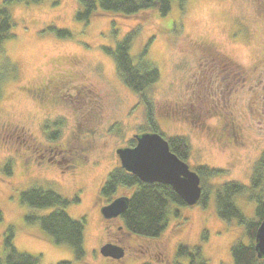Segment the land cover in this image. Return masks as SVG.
<instances>
[{"label": "rangeland", "instance_id": "374dc122", "mask_svg": "<svg viewBox=\"0 0 264 264\" xmlns=\"http://www.w3.org/2000/svg\"><path fill=\"white\" fill-rule=\"evenodd\" d=\"M5 1L0 6L14 25L0 53L8 69L0 84V257L11 229L13 247L40 256L39 264H102L103 225L96 207L129 197L132 190L119 189L103 200L101 186L119 165L115 151L147 132L145 104L118 79L104 48L114 50L135 30L131 58L136 63L145 51L144 59L160 75L148 92L157 129L166 140L176 135L187 140L190 170L208 165L223 171L203 187L212 191L228 182L249 187L264 156V0H173L164 16L148 10L123 17L97 7L88 22L76 18L81 0ZM230 126L237 139L228 142ZM74 156L80 163L68 159ZM6 163L10 174L3 171ZM34 186L55 190L70 201L69 217L86 220L82 260L25 220L52 211L21 204L20 194ZM260 186L257 192L264 194ZM247 194L235 196L236 204L256 219ZM212 198L213 191L204 208H179L176 217L171 205L153 241L125 236L133 246L124 264L148 256L151 244L166 247L167 264H187L176 256L180 246H198L209 264H231L230 247L246 241L244 232L235 221L218 219ZM151 254L156 253L149 251L151 264H161Z\"/></svg>", "mask_w": 264, "mask_h": 264}, {"label": "trees", "instance_id": "16d2710c", "mask_svg": "<svg viewBox=\"0 0 264 264\" xmlns=\"http://www.w3.org/2000/svg\"><path fill=\"white\" fill-rule=\"evenodd\" d=\"M9 1L11 0H6L5 2ZM22 1L27 4H38L41 0ZM172 1L81 0L83 11L79 12L76 18L88 22L89 17L97 7L102 12L119 14L123 17H129L148 10H155L160 16H164L169 12ZM177 1L181 4L184 2V0ZM13 25L9 11L0 6V53L2 52L4 42L12 38L9 33ZM136 32L135 30L125 35L116 44L114 50L104 48V51L111 56L115 64L117 77L121 83L133 94L137 95L141 100L140 102L145 104L147 109L145 111L147 132L144 133H157L164 138L163 134L165 132L162 130L159 131L155 122H152L153 108L148 95L151 88L159 81L160 75L157 68L144 59L145 51L139 55L136 63L131 58L130 44ZM58 35H66V32L60 31ZM4 64L0 61V84L2 77H6L8 74V69H5ZM53 99L52 97L50 101ZM229 129L230 133L225 135V139L228 142L229 140L230 142L235 141L237 139L236 128L230 126ZM56 136L52 135V139H55ZM166 141L168 142L169 151L172 154L183 162L187 161L191 148L186 139L177 138L176 135L168 138ZM130 144L134 146V140ZM79 158L80 156H74L68 159L80 163ZM3 171L6 174H10L9 163L5 164ZM191 171H194L200 178L201 197L197 204L204 208L209 199L210 192L213 191L212 202L215 215L218 219L225 223L235 221L237 226L239 225L243 229L246 241L240 239L230 247L231 264H264V258H257L254 251L255 232L262 219V201L264 194L258 193L257 190L261 187L260 185L264 184V156L256 164L249 187L236 182H228L210 191L203 187L204 182L211 178H218V176L223 174V171L208 165H199ZM119 189L132 190L131 195L127 197L128 204L126 210L119 216H121L123 230L136 237L147 239L159 237L171 214L169 210L170 206L174 205L177 208V210L173 211L172 215L174 217L177 216L179 208L187 207L168 187L159 184L142 183L135 176L125 172L120 165L116 166L107 175L99 194L101 199L106 200L114 196ZM248 192L250 194H247ZM244 194H247L246 198L249 201L254 202L256 219H248L242 209L236 204L235 196ZM112 200H108L107 202H111ZM20 202L34 210H52L44 216L29 215L25 220L37 224L53 244L68 248L76 261H80L85 257L83 243L86 220L83 218L73 219L68 216L65 208L69 205L70 201L53 189L34 186L20 194ZM77 202V198L72 201V203ZM4 244L5 253L0 257V264H39L40 256L21 253L13 247L11 229H8V235L4 239ZM176 256L187 258V264H209L202 256L198 246L192 248L180 246L176 250Z\"/></svg>", "mask_w": 264, "mask_h": 264}, {"label": "water", "instance_id": "95a60500", "mask_svg": "<svg viewBox=\"0 0 264 264\" xmlns=\"http://www.w3.org/2000/svg\"><path fill=\"white\" fill-rule=\"evenodd\" d=\"M134 146L115 151L120 167L145 184L168 187L188 207L196 205L201 197L200 178L188 165L169 151L168 142L157 133H142L133 136ZM128 204L127 197H118L100 209L104 219L123 214ZM257 258H264V198L262 219L254 237ZM103 257L120 259L123 251L106 244L100 248Z\"/></svg>", "mask_w": 264, "mask_h": 264}, {"label": "flooded vegetation", "instance_id": "af4514ba", "mask_svg": "<svg viewBox=\"0 0 264 264\" xmlns=\"http://www.w3.org/2000/svg\"><path fill=\"white\" fill-rule=\"evenodd\" d=\"M132 147V146H131ZM100 202V201H99ZM110 202H104L100 203L96 207L97 215L99 216V220L102 222L103 225V239L99 243L98 247V255L102 256L100 254V248L106 244L115 246L120 248L123 251V256L120 259H113L111 257H101L102 258V264H124V258L126 257V254L128 253V250L131 249V242L129 241L130 237L125 238V236H131L128 234L125 230H123V227L121 225V216L111 218V219H104L102 218L100 214V209L106 205H108ZM152 239L151 241H153ZM148 256L141 257L138 263L136 264H151V257L149 255V251H153L156 254H151L152 256L157 257L159 262L161 264H167V260L165 257L166 247H162L160 245H154L151 244V246H148L147 248Z\"/></svg>", "mask_w": 264, "mask_h": 264}]
</instances>
